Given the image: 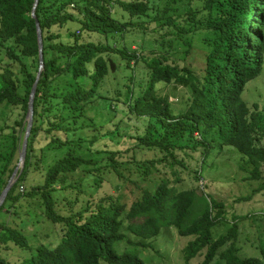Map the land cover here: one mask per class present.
<instances>
[{"label":"trees","instance_id":"16d2710c","mask_svg":"<svg viewBox=\"0 0 264 264\" xmlns=\"http://www.w3.org/2000/svg\"><path fill=\"white\" fill-rule=\"evenodd\" d=\"M33 3L0 0V47L9 61L21 65L22 72L20 79L7 68L0 73V104L20 106L23 111L0 149V194L17 163L38 67L36 28L30 16ZM112 8L124 12L126 19L118 20ZM35 16L42 35L44 69L34 96L24 167L0 207L2 214L9 211L7 219L0 221V244L16 245L18 257L7 260L0 255V264H145L140 255L152 250V240L169 228L187 239L182 249L184 264H264V247L259 249V258L238 256V216H231L227 233L214 239L212 228L228 222L223 205L208 200L204 190L198 196V185L177 187L184 181L181 169L196 184L201 181L203 163L192 169L186 161L197 159V151L198 159H205L209 149L205 141L214 135L221 145L240 154L250 179L260 178L264 113H250L241 95L262 70L264 0H38ZM69 23L77 32L62 35L60 29ZM151 25L159 29L151 30ZM127 33L153 36L152 49L138 52L81 38L97 35L107 41ZM198 33L204 34L200 58L191 56L189 37ZM113 54L122 60L121 65H115ZM28 62L34 63V71L33 66L27 69ZM110 63L127 73L123 102L129 114L146 119L147 125L143 134L138 131L133 136L129 156L116 151L101 161L93 157V152L104 151L93 149L94 138L85 140L77 133L92 102L107 98L97 90L113 75ZM58 79L63 82L60 90L52 86ZM167 87L189 91L188 104L178 114ZM111 133V138L116 136L115 131ZM86 141L84 155L81 145ZM39 142L40 158L49 148L59 152L58 158L46 165L43 182L24 194L19 191L21 184L32 164L38 166L41 161L32 159ZM139 147L150 151V158H136L134 149ZM124 165L143 182L159 175L153 187L128 180L139 190V197L128 207L118 197L99 192L103 184L109 186L106 175L127 181L121 171ZM73 175L78 177L68 182ZM259 190L264 191V182ZM24 199L36 202L43 217L55 226L53 233L46 234L48 243L32 246L23 231L25 219L10 225Z\"/></svg>","mask_w":264,"mask_h":264},{"label":"rangeland","instance_id":"374dc122","mask_svg":"<svg viewBox=\"0 0 264 264\" xmlns=\"http://www.w3.org/2000/svg\"><path fill=\"white\" fill-rule=\"evenodd\" d=\"M182 7L184 9L186 8V6ZM111 12L120 21L126 19L124 12L118 11L116 8H112ZM157 27L158 26L151 25L150 29H159ZM75 29L76 26L69 23L68 27L60 29V33L62 35H65L68 31H75L76 33L77 29ZM139 34L140 33H127L122 36L115 35L114 38L109 37L107 41L97 35H82L81 38L84 41H92L94 43H109L113 47L125 46L138 52H146L152 49L153 36L144 37ZM155 35L159 40L162 39L160 34L155 33ZM203 36V33L189 36L191 41H193L192 57L200 58L202 56ZM17 50L19 51V48H17ZM5 52V48L0 47V73L7 68L12 72L14 77L20 79L22 76L21 65L17 62L9 61ZM110 58L114 61L115 65L122 64V60L118 56L114 55L110 56ZM34 63H26L27 69L29 70L31 66H33L31 70L34 71ZM138 67L140 68L142 66L139 65ZM115 70L116 67L114 66V70L111 72L113 75H108L97 90L100 96L102 94L104 97H107L106 100L96 99L92 102L90 108L85 111L80 121L83 128L77 133V137H81L85 140L92 137L94 138L95 144L93 145V149L104 151L93 152V157L101 161H104V159L109 157L110 153L116 151L129 156L130 153L127 151H131L135 144L133 136L136 135L135 133H138V131L143 134L147 125L146 119H137L135 116L129 114L128 107L123 102L125 94V77L127 73H124L126 71L121 72L123 70L119 71V68ZM62 85V79H58L52 83V86L59 90L63 87ZM161 86L162 85H158V88ZM20 91L19 95L22 96L23 93H20ZM167 91L171 96L170 100L175 109L174 113L178 114L188 104L189 91L186 88L173 90L170 87H167ZM241 98L247 104L250 113L254 111L261 114L264 113V58L260 74L246 84ZM255 105L257 107L256 109L254 108ZM22 114L23 111L20 106H11L7 103L0 104V149L3 148L7 141L8 129L12 128L15 122L21 119ZM114 131L116 132V136L111 138V132ZM20 138H23V130L20 133ZM215 138L216 136L214 135V139L209 137V139L205 141L206 145L209 146L205 154L207 156L205 159H198L199 152L197 151L194 154L197 159L194 161H186L192 169H195L194 167L199 165L200 162L203 163L200 167L202 170L201 181L196 184L192 175L188 173L186 169H181L180 174L184 181L183 183L180 182L177 184V187L186 189L190 186L198 185V187L200 186L201 188L196 189L198 196H200L201 191L204 190L205 194L208 196V200L213 198L223 205V211L227 215L228 222L212 228L214 239L227 233V229L232 223L231 216H238L240 219H237V236L235 240L236 246L239 249L238 256L241 259L247 257L259 258V249L264 247V191L259 190L257 192V189L259 185L264 182V164L260 170V178L250 179L249 167L243 163V158L240 154L231 147L221 145L220 141ZM40 144L41 142L35 145L36 148L33 152L34 156L32 159H41V161L38 166L37 164H32L25 181L21 184L24 194L31 187L40 185L43 182V172L46 165L53 163V161L58 158L57 154H59V152L52 151L50 148L44 149V155L40 158L42 154L39 148ZM87 146V141L81 145L82 154L84 155L86 154ZM134 152L136 158L140 159V161L150 158L151 154L150 151H147L143 147L135 148ZM130 166L135 171L131 164ZM121 171L123 172V177L127 179V181L117 180L113 175H106L105 178L108 179L112 185H110V183L109 186L103 184L99 192H107L108 194L118 197L127 207L133 200L139 197L138 188L134 183L128 180L135 181V183L140 186L153 187V185L158 182L157 178H159V175L153 174L149 176V179L147 178V181L143 182L140 177L136 175V172L133 171V174L129 173L127 165L122 166ZM77 177V175L70 176L68 182ZM117 184H119L120 187L115 189L114 186ZM202 186H205V188L202 189ZM26 200L27 199L21 200L17 208V213L12 216L13 221L10 225H15L25 219V224L22 225L24 227L23 231L26 232L30 238L32 246H36V244L40 242L48 243L49 239L46 237V234L49 232L53 233L55 231V226L50 224L45 217H43L42 208L37 206L36 202H28ZM4 212L6 215L0 213V221H2L4 217L5 219L8 217L7 213H9V211L4 210ZM34 214H36V216H34ZM185 240L187 239L178 236L175 229H163L160 234L152 240L153 249L143 251L140 258L145 264H184L182 249L187 244ZM52 244L53 246L56 245V243ZM156 250L157 253L154 252ZM0 255H2V257L6 256L7 260H14L18 257L16 254V245L0 244ZM195 263L196 262L193 261V264Z\"/></svg>","mask_w":264,"mask_h":264},{"label":"water","instance_id":"95a60500","mask_svg":"<svg viewBox=\"0 0 264 264\" xmlns=\"http://www.w3.org/2000/svg\"><path fill=\"white\" fill-rule=\"evenodd\" d=\"M37 3H38V0H34L30 16L34 20L35 28H36L37 47H38V67H37V72L35 74L34 82L32 84V87L30 89L29 96H28L27 112H26V116H25L26 127H25V131H24V135H23L20 147H19L17 163H16V166L14 167V169L12 171L11 176L9 177V179L6 183V186L4 187V189L2 190V192L0 194V207L3 205L4 200H5L8 192L10 191V189L12 188L14 183L17 181V179L20 176V174L22 173V170L24 167V162H25L26 152H27V140H28V136L30 134V130L32 127V121H33L34 96H35L38 81L40 80L41 73L44 69V59H43V52H42V49H43L42 35H41V30L39 27L38 20L35 16V9H36ZM110 69L113 72L114 65L112 63H110Z\"/></svg>","mask_w":264,"mask_h":264},{"label":"built area","instance_id":"2783aa9c","mask_svg":"<svg viewBox=\"0 0 264 264\" xmlns=\"http://www.w3.org/2000/svg\"><path fill=\"white\" fill-rule=\"evenodd\" d=\"M20 192H22L23 191V189L22 188H20V190H19Z\"/></svg>","mask_w":264,"mask_h":264}]
</instances>
